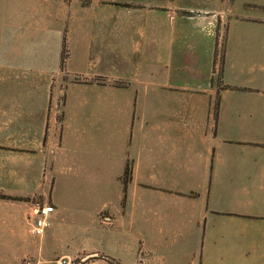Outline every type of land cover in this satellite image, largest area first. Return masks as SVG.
Instances as JSON below:
<instances>
[{
  "label": "crops",
  "instance_id": "1",
  "mask_svg": "<svg viewBox=\"0 0 264 264\" xmlns=\"http://www.w3.org/2000/svg\"><path fill=\"white\" fill-rule=\"evenodd\" d=\"M0 194L32 264H264V0H0Z\"/></svg>",
  "mask_w": 264,
  "mask_h": 264
},
{
  "label": "rangeland",
  "instance_id": "2",
  "mask_svg": "<svg viewBox=\"0 0 264 264\" xmlns=\"http://www.w3.org/2000/svg\"><path fill=\"white\" fill-rule=\"evenodd\" d=\"M71 177V175H70ZM82 182V181H81ZM78 183V182H76ZM61 187H58V193L65 191H72V186H69L68 184H60ZM79 186L83 185L78 184ZM63 196H67V194H63ZM62 196V197H63ZM42 206V204H35ZM65 221V220H63ZM88 222V220H86ZM27 249L25 247H15V246H8V245H0V264H32L29 256L27 255ZM83 257L80 256L78 257L75 261H70L69 259L66 260V264H90L89 260H86L81 262ZM59 262L56 263H49V264H58Z\"/></svg>",
  "mask_w": 264,
  "mask_h": 264
},
{
  "label": "built area",
  "instance_id": "3",
  "mask_svg": "<svg viewBox=\"0 0 264 264\" xmlns=\"http://www.w3.org/2000/svg\"><path fill=\"white\" fill-rule=\"evenodd\" d=\"M68 56L64 53V66H67ZM66 72V69H64ZM53 211L52 208L47 206L34 205L30 208L29 215L35 218V224L32 233L35 236L43 234L44 230L49 226L47 217ZM67 259L60 260L58 264H66Z\"/></svg>",
  "mask_w": 264,
  "mask_h": 264
},
{
  "label": "trees",
  "instance_id": "4",
  "mask_svg": "<svg viewBox=\"0 0 264 264\" xmlns=\"http://www.w3.org/2000/svg\"><path fill=\"white\" fill-rule=\"evenodd\" d=\"M0 200L29 202L28 199L10 198V197L4 196L2 194H0Z\"/></svg>",
  "mask_w": 264,
  "mask_h": 264
}]
</instances>
